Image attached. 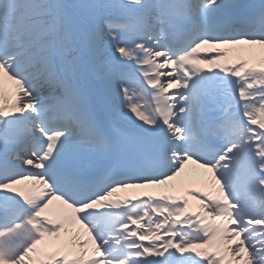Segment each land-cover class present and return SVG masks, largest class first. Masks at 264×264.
Returning a JSON list of instances; mask_svg holds the SVG:
<instances>
[{"label":"snow or ice","instance_id":"snow-or-ice-1","mask_svg":"<svg viewBox=\"0 0 264 264\" xmlns=\"http://www.w3.org/2000/svg\"><path fill=\"white\" fill-rule=\"evenodd\" d=\"M0 264H264V0H0Z\"/></svg>","mask_w":264,"mask_h":264},{"label":"bare ground","instance_id":"bare-ground-1","mask_svg":"<svg viewBox=\"0 0 264 264\" xmlns=\"http://www.w3.org/2000/svg\"><path fill=\"white\" fill-rule=\"evenodd\" d=\"M128 195H131L132 194V190H129V192L127 193Z\"/></svg>","mask_w":264,"mask_h":264}]
</instances>
